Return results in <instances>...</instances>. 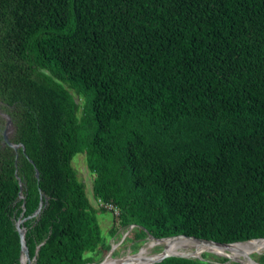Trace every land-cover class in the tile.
I'll list each match as a JSON object with an SVG mask.
<instances>
[{"label":"trees","instance_id":"trees-1","mask_svg":"<svg viewBox=\"0 0 264 264\" xmlns=\"http://www.w3.org/2000/svg\"><path fill=\"white\" fill-rule=\"evenodd\" d=\"M0 99L28 157L23 199L0 161V264H20L14 222L39 192L23 223L35 264L99 262L105 212L108 236L134 242L264 239V0H0Z\"/></svg>","mask_w":264,"mask_h":264},{"label":"rangeland","instance_id":"rangeland-1","mask_svg":"<svg viewBox=\"0 0 264 264\" xmlns=\"http://www.w3.org/2000/svg\"><path fill=\"white\" fill-rule=\"evenodd\" d=\"M73 96L77 100L78 106H80L79 109V113H80L82 108V98H78L77 95L75 94H73ZM4 158H5V154L0 153V161H2ZM72 166L77 171V175L80 181L84 184L86 193L89 194L91 192L92 174L88 171L86 167L85 155L77 154L72 159ZM97 220L99 222V226L101 228L102 234L106 237V240L110 245V250L104 253L101 256L99 262H97L96 264H101L104 262V260L106 261V260L114 259L113 261L115 260L121 261L127 257H133L137 255L142 250H145L144 252V255L146 254L145 256L151 257L160 254L164 249V244H158L151 247L150 244H152L154 241H151L148 238L140 242H134L129 236L130 233L129 229L128 230L118 229L114 237H109L108 236L109 230L112 227L116 226L115 223L116 219L111 214V212H105L103 214L98 213ZM193 250L194 249L191 250L179 249L178 251L189 252ZM255 253L261 254L264 253V250L260 252H252L251 254L248 252L247 255H252ZM203 254H207V256L203 258L202 257ZM227 255H230V253H227ZM198 256L204 260H211V257L220 258V256H218L214 252H209L207 250H203ZM228 258L230 257L228 256Z\"/></svg>","mask_w":264,"mask_h":264},{"label":"water","instance_id":"water-1","mask_svg":"<svg viewBox=\"0 0 264 264\" xmlns=\"http://www.w3.org/2000/svg\"><path fill=\"white\" fill-rule=\"evenodd\" d=\"M30 163L32 164L31 161H30ZM35 175L38 177V172L37 171H35ZM19 189H20V191H19V194H18V198H23L22 195H21L22 186H21L20 183H19ZM43 199L47 200V197H44V194L40 192V202H39L38 208L34 212L33 216H31V218H33L35 216L38 217L40 215V212H41V210L43 208V201H42ZM29 218L30 217H25V218L21 217L20 219H17L14 222V227H15V230H16V232L18 234L19 244H20V264H35V260H31L30 257H29L28 250H27V247H26V242H25V232H26V230L24 228L23 223ZM147 238L152 240V241H154V242L155 241L163 242V241H166V240H173V239H177V238L191 239V240H194L196 242H199V243L203 244L206 247L219 248V249L223 250L226 255H227V253H231L230 250H231V247L233 245L249 242V241H246V242H237V243H233V244H221V243H217V242H213V241H209V240L197 239V238H194V237H187V236H182V235L175 236V237H170V238H164V239H154L152 236H148ZM256 240H264V239H256ZM206 250L209 251L207 248H206ZM209 252H211V251H209ZM199 254L196 255L194 251L192 253L181 252V253H177V254H170V253H165L164 249H163V251L160 254L155 255L154 257H148L147 258L148 263H146V264L160 263L164 259L170 258V257L202 260L201 257L198 256ZM217 255L222 257V258H227V259L231 258V257L228 258V256L223 255V254H217ZM230 260L231 261H235V262L240 263V264H258L256 261H254L251 258V255H244L243 257L238 258V259L231 258ZM121 264H128V263L127 262H122Z\"/></svg>","mask_w":264,"mask_h":264},{"label":"bare ground","instance_id":"bare-ground-1","mask_svg":"<svg viewBox=\"0 0 264 264\" xmlns=\"http://www.w3.org/2000/svg\"><path fill=\"white\" fill-rule=\"evenodd\" d=\"M158 244H164V252L170 253V254L181 253L178 251L179 249H185V250L194 249L193 251L197 255L201 253L203 250H206L207 248L209 251L214 252L215 254L226 255L224 251L219 248L206 247L199 242H196L191 239H186V238H177L173 240H166L163 242L155 241L152 244H150V246L152 247ZM262 250H264V240H252L246 243L233 245L230 250L231 252L230 255H226V256L238 259V258L243 257L244 255H247L248 252L251 254L252 252H260ZM193 251H189L188 253H192ZM144 252L145 250H142L137 255L133 257H127L121 261H118V260L113 261L114 259L106 260V261L104 260L102 264H121L122 262H127L128 264H134V263L135 264H146L148 263V260H147L148 257L145 256L146 254L144 255ZM151 257H154V256H151Z\"/></svg>","mask_w":264,"mask_h":264},{"label":"flooded vegetation","instance_id":"flooded-vegetation-1","mask_svg":"<svg viewBox=\"0 0 264 264\" xmlns=\"http://www.w3.org/2000/svg\"><path fill=\"white\" fill-rule=\"evenodd\" d=\"M15 113L17 112L15 110L14 105L9 106L7 103H5L4 101L0 99V153H3L5 155L7 154L13 155V165H14V171H15L14 174L18 181V184L19 183L21 184L22 190H23L24 183L21 181L17 173H19L20 171L19 168H20L21 157L22 156L25 158H28V157L25 153V146L21 142H18L17 140V127H16L17 118H16ZM28 161L29 163L30 161L32 162L34 176L38 180L39 178L38 170L35 168L32 160L28 159ZM35 171L38 172V177L35 175ZM22 190H21V195H22ZM39 195H40V192H39ZM44 197L46 196L44 195ZM46 201L47 200H45V203ZM28 217L31 218V216H28ZM20 218L21 216L19 217V219Z\"/></svg>","mask_w":264,"mask_h":264},{"label":"built area","instance_id":"built-area-1","mask_svg":"<svg viewBox=\"0 0 264 264\" xmlns=\"http://www.w3.org/2000/svg\"><path fill=\"white\" fill-rule=\"evenodd\" d=\"M96 204H97L98 206H101V207H104V208H107V209H111V210H113L112 206H110V205H109V206L104 205V204H103L101 201H99V200L96 202ZM112 212H113V214H114L115 216H116L117 213H118L116 209H114Z\"/></svg>","mask_w":264,"mask_h":264}]
</instances>
